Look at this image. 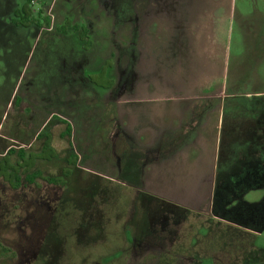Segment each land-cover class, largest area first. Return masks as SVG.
Wrapping results in <instances>:
<instances>
[{
    "label": "rangeland",
    "instance_id": "obj_1",
    "mask_svg": "<svg viewBox=\"0 0 264 264\" xmlns=\"http://www.w3.org/2000/svg\"><path fill=\"white\" fill-rule=\"evenodd\" d=\"M24 2L0 0V160L56 156L0 178V264H264V0H32L48 21L12 30Z\"/></svg>",
    "mask_w": 264,
    "mask_h": 264
},
{
    "label": "trees",
    "instance_id": "obj_2",
    "mask_svg": "<svg viewBox=\"0 0 264 264\" xmlns=\"http://www.w3.org/2000/svg\"><path fill=\"white\" fill-rule=\"evenodd\" d=\"M31 3L32 0H26V2H24L20 8L16 9V14L18 13L19 15V16H15L13 20L16 26L30 28L33 26H41L42 22L48 21L47 17H42L43 10L41 8L38 9L37 13L34 12L35 10H33ZM70 28L74 30L77 33L78 38L81 41H83L84 48L89 49V47L92 45L89 28L83 23L72 22L69 18H66L65 22L61 26H59V29L64 32H66ZM112 65H113L112 60L110 59L107 60L98 73L90 75V79L92 80V82L104 88H112L115 85V80L108 76V70ZM67 131L68 133L71 131L70 124H67ZM134 154L135 152L131 153L129 157L126 158L124 157V164H123L124 171L122 173V177L128 183L132 182L134 179H137L139 173V167L135 164L137 157L136 154L135 155ZM55 156H56V151L52 146V137L48 134L46 135V138L44 140V144L40 156L31 153L30 155L25 157L21 153L20 154L21 158L16 163H13L11 161L9 155L5 156L2 160H0V178H2L5 182L9 183L11 187L17 188L20 186L21 174L28 173V171L33 168L37 159L42 158L45 160H51ZM72 157H73L72 160L69 161L70 164H74L78 159L77 155H73ZM252 169L255 170L253 172L254 175H256V174H260L264 170V167L259 165ZM135 171H136V177H133ZM70 172H71L70 170L64 169L65 175H69ZM36 178L37 177L35 176V174L29 175L28 181L30 183H35L36 185H38L36 183ZM41 178L47 182H50L51 184L64 183V180L62 179H53L44 176H41ZM255 184L256 183H252L251 185H255Z\"/></svg>",
    "mask_w": 264,
    "mask_h": 264
},
{
    "label": "flooded vegetation",
    "instance_id": "obj_3",
    "mask_svg": "<svg viewBox=\"0 0 264 264\" xmlns=\"http://www.w3.org/2000/svg\"><path fill=\"white\" fill-rule=\"evenodd\" d=\"M21 6H22L21 4H19V5L17 4V5H15V7L12 8V12H13V13H12V15H10V17H11V24H12V22H13L15 16H19L18 13L16 14V9L20 8ZM10 27H12V26H10ZM13 27H14V28H13L12 30H16V29H18V28H25V27H22V26H16V25L14 24V22H13ZM133 152H134V150H132V149H128V150L126 151V156H125V158H126V157H129V156L131 155V153H133ZM147 157H149V155H147ZM158 163H161V162H158ZM228 199H230V201H228L229 203L233 200L231 197H228ZM235 211H236V210H234V212H235ZM231 216L235 217L237 221H244V220L242 219V216H241L240 214H238L237 212H235L234 215H231ZM254 218H255L256 220L259 219V221L251 222V223H253V225H256L257 223H259V222L262 221L261 218L258 216L257 213H255Z\"/></svg>",
    "mask_w": 264,
    "mask_h": 264
},
{
    "label": "crops",
    "instance_id": "obj_4",
    "mask_svg": "<svg viewBox=\"0 0 264 264\" xmlns=\"http://www.w3.org/2000/svg\"><path fill=\"white\" fill-rule=\"evenodd\" d=\"M169 164H173L172 166H174V165H177V164H175V163H173V162H168ZM166 166H170V165H168L167 163H164V162H162V163H158V164H156L155 165V172L154 173H156V171H158V170H160V169H163V168H166ZM153 173V177H154V179L155 180H161V178H156L155 177V174ZM162 181V180H161ZM159 190V189H158ZM162 192H164V190H162ZM165 193V192H164ZM167 194V193H166Z\"/></svg>",
    "mask_w": 264,
    "mask_h": 264
}]
</instances>
